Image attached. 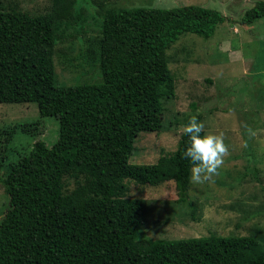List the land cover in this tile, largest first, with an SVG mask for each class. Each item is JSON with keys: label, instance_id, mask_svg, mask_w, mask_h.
I'll use <instances>...</instances> for the list:
<instances>
[{"label": "trees", "instance_id": "trees-1", "mask_svg": "<svg viewBox=\"0 0 264 264\" xmlns=\"http://www.w3.org/2000/svg\"><path fill=\"white\" fill-rule=\"evenodd\" d=\"M240 12V24L263 17L264 0ZM226 19L199 4L51 0L31 10L0 1V103H35L39 119L58 121L57 138L38 139L28 152L8 150L10 137L0 142L7 198L0 264H264V236L251 233L143 238L145 201L127 195L130 182L173 181L177 201H188L192 164L181 158L188 136L171 158L130 157L140 133L163 128V100L175 95L167 49L184 33L211 37ZM89 33L96 34L91 52L100 79L58 84L56 45ZM31 124L18 123L8 134L19 128L31 135Z\"/></svg>", "mask_w": 264, "mask_h": 264}, {"label": "rangeland", "instance_id": "rangeland-1", "mask_svg": "<svg viewBox=\"0 0 264 264\" xmlns=\"http://www.w3.org/2000/svg\"><path fill=\"white\" fill-rule=\"evenodd\" d=\"M0 1L27 5L31 10L51 5V0ZM113 1L129 7L155 8L199 4L217 9L227 17L211 37L184 33L167 49L175 95L163 100V128L140 133L130 157L132 163H154L173 157L181 148L183 126L199 114L204 124L203 135L223 133L228 146L224 164L213 183L190 182L188 201L184 202L177 201L173 181L156 186L130 182L127 195L145 201L143 238L250 233L264 236V108L259 109L264 106V16L249 24L239 23L240 11L256 0ZM95 35L85 34L56 45L54 65L58 84L100 79L96 73L98 63L91 52L96 45ZM192 103L196 105L194 109ZM242 105L249 110L244 111ZM203 106L207 109L203 110ZM18 123H36L31 124L34 133L25 135L17 128L16 134V129L8 134ZM57 128L54 117L39 119L35 103H0V142L12 138L7 147L16 155L28 152L38 139L52 143L57 138ZM246 128L255 135L250 137ZM181 149L185 151L186 146ZM0 172L4 173L5 168ZM6 201L0 186V215Z\"/></svg>", "mask_w": 264, "mask_h": 264}, {"label": "clouds", "instance_id": "clouds-1", "mask_svg": "<svg viewBox=\"0 0 264 264\" xmlns=\"http://www.w3.org/2000/svg\"><path fill=\"white\" fill-rule=\"evenodd\" d=\"M182 130L190 140V146L181 156L182 159H187L192 164L190 182L192 184L213 183L228 153L223 133L202 136L204 124L196 116L191 117ZM246 132L250 137L255 135L250 128H246Z\"/></svg>", "mask_w": 264, "mask_h": 264}]
</instances>
